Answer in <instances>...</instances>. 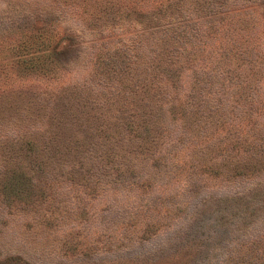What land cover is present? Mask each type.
I'll return each mask as SVG.
<instances>
[{"label": "trees", "instance_id": "trees-1", "mask_svg": "<svg viewBox=\"0 0 264 264\" xmlns=\"http://www.w3.org/2000/svg\"><path fill=\"white\" fill-rule=\"evenodd\" d=\"M54 5L32 9L25 25L30 30H18V38L10 22L0 18V51H8L5 58L0 54V63L9 64L16 49L25 53L50 46L52 30L58 27L60 38L52 51L66 54V60L75 52L87 53L90 65L88 77L78 80L80 86L67 81L48 89L30 88L11 79L0 87V155L17 164V182H33L26 168H75L81 158L104 161L115 148L131 144L133 133L138 141L149 138L154 146L161 145L170 136L163 130L166 114L184 118L180 116L201 112L197 106L209 102L230 112L237 126H247L254 116L264 128V27L256 22L264 19V0H59ZM73 11L82 22L70 20ZM78 34L85 40L79 42ZM42 59L22 60L42 68ZM89 86L96 89L94 99L89 98ZM190 102L194 107L186 112ZM178 103L180 108H173ZM209 117L208 122L198 118L182 123L195 138L204 137L185 147L220 149L227 144L230 151L220 158L229 153L230 158H244L233 147L234 124L225 126ZM175 131L185 132L180 126ZM263 184L259 180L232 198L235 228L248 223L256 228L264 222V201L253 200L261 197ZM259 250L264 254L262 247L255 255ZM236 262L231 256L226 264ZM241 262L264 264V256Z\"/></svg>", "mask_w": 264, "mask_h": 264}, {"label": "rangeland", "instance_id": "rangeland-1", "mask_svg": "<svg viewBox=\"0 0 264 264\" xmlns=\"http://www.w3.org/2000/svg\"><path fill=\"white\" fill-rule=\"evenodd\" d=\"M56 1L0 0V18L10 22L18 38V30H30L25 25L32 9L54 7ZM69 15L70 20H83L79 12ZM256 22L264 27V19ZM56 29L50 46L25 53L16 49L9 64L0 63V87L11 79L30 88L48 89L67 81L80 86L78 80L90 71L88 54L75 52L68 60L66 54L58 56L52 51L60 38ZM76 38L85 40L81 34ZM7 53L0 51L4 58ZM37 56L45 60L42 68L22 60ZM88 92L94 99L96 89L89 86ZM191 105H185L186 112ZM213 107L225 115L219 116ZM197 108L201 112H183L184 118L165 115L163 130L170 136H164L161 145L154 146L149 138L138 141L133 133L131 144L115 148L104 161L81 158L75 168H26L34 178L30 184L21 178L17 182V164L0 155V264H226L231 256L237 258L234 264H242L243 259L264 256L260 250L255 255V249L264 247V222L256 228L249 223L235 228L237 207L232 205L235 195L264 180V128L259 121L256 125L254 116L247 126H237L230 112L212 102ZM209 116L225 126L234 124L230 133L238 139L234 135L233 147L244 158H230V153L220 158L230 151L227 144L220 149L185 147L204 137L195 138L182 123L198 118L208 122ZM179 126L185 132L175 131ZM152 138L157 140V135ZM258 194L261 197L253 200L264 201V191Z\"/></svg>", "mask_w": 264, "mask_h": 264}]
</instances>
